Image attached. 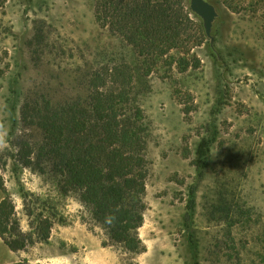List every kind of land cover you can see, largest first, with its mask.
I'll use <instances>...</instances> for the list:
<instances>
[{
    "label": "rangeland",
    "instance_id": "1",
    "mask_svg": "<svg viewBox=\"0 0 264 264\" xmlns=\"http://www.w3.org/2000/svg\"><path fill=\"white\" fill-rule=\"evenodd\" d=\"M185 1L204 42L186 53L187 70L173 50L147 74L135 49L98 21L97 0H0V175L29 237L21 259L264 264V0H207L217 11L210 35ZM120 72L133 79L117 105L143 114L141 253L111 242L79 192L64 190L47 151L52 117L65 127L71 106L89 115L95 89L119 93Z\"/></svg>",
    "mask_w": 264,
    "mask_h": 264
},
{
    "label": "trees",
    "instance_id": "2",
    "mask_svg": "<svg viewBox=\"0 0 264 264\" xmlns=\"http://www.w3.org/2000/svg\"><path fill=\"white\" fill-rule=\"evenodd\" d=\"M96 14L103 26L120 35L143 58L141 63L147 74L158 63L167 62L164 58L173 50L183 52L184 57L178 55L174 59L182 70H187L191 63L186 53L205 40L203 25L191 17L185 0H97ZM112 76L121 90L107 93L95 89L89 115L86 109L71 106L74 109L69 110L65 127L57 114L52 117L54 121L46 126L47 151L55 169L63 175L64 190L79 192L81 201L105 227L111 242L141 253L145 246L139 228L144 222L147 174L143 114L142 109L135 108L130 116L123 113V105H117L128 97L123 87L126 82L130 85L133 75L120 72ZM93 78L103 77L96 73ZM205 148L204 140L200 152H205ZM25 157V165H31L30 157ZM0 188L5 191L2 175ZM14 211L12 200L6 196L0 202V236L11 250L17 251L27 246L29 237L21 231ZM110 213L116 216L114 226L105 223V216ZM49 231L48 225L43 239L49 237ZM8 264L30 263L24 258Z\"/></svg>",
    "mask_w": 264,
    "mask_h": 264
},
{
    "label": "water",
    "instance_id": "3",
    "mask_svg": "<svg viewBox=\"0 0 264 264\" xmlns=\"http://www.w3.org/2000/svg\"><path fill=\"white\" fill-rule=\"evenodd\" d=\"M191 8L204 19L206 32L210 35L213 21L217 15L215 6L207 0H191Z\"/></svg>",
    "mask_w": 264,
    "mask_h": 264
},
{
    "label": "crops",
    "instance_id": "4",
    "mask_svg": "<svg viewBox=\"0 0 264 264\" xmlns=\"http://www.w3.org/2000/svg\"><path fill=\"white\" fill-rule=\"evenodd\" d=\"M6 193L0 188V202L5 198ZM22 250L13 251L0 236V264H8L22 260Z\"/></svg>",
    "mask_w": 264,
    "mask_h": 264
},
{
    "label": "clouds",
    "instance_id": "5",
    "mask_svg": "<svg viewBox=\"0 0 264 264\" xmlns=\"http://www.w3.org/2000/svg\"><path fill=\"white\" fill-rule=\"evenodd\" d=\"M116 221V216L114 214H108L105 216V223L109 224L110 226H114Z\"/></svg>",
    "mask_w": 264,
    "mask_h": 264
}]
</instances>
